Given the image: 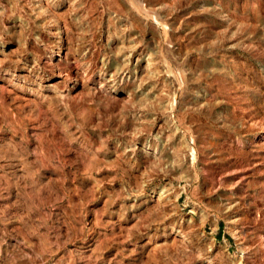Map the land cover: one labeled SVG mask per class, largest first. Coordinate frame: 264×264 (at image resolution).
Segmentation results:
<instances>
[{
	"label": "rangeland",
	"instance_id": "374dc122",
	"mask_svg": "<svg viewBox=\"0 0 264 264\" xmlns=\"http://www.w3.org/2000/svg\"><path fill=\"white\" fill-rule=\"evenodd\" d=\"M0 264H264V0H0Z\"/></svg>",
	"mask_w": 264,
	"mask_h": 264
},
{
	"label": "trees",
	"instance_id": "16d2710c",
	"mask_svg": "<svg viewBox=\"0 0 264 264\" xmlns=\"http://www.w3.org/2000/svg\"><path fill=\"white\" fill-rule=\"evenodd\" d=\"M220 230H221V227H220ZM221 232V231H220ZM220 232H219V235H220Z\"/></svg>",
	"mask_w": 264,
	"mask_h": 264
}]
</instances>
